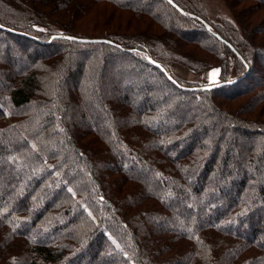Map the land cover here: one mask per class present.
Masks as SVG:
<instances>
[{"label": "trees", "instance_id": "trees-1", "mask_svg": "<svg viewBox=\"0 0 264 264\" xmlns=\"http://www.w3.org/2000/svg\"><path fill=\"white\" fill-rule=\"evenodd\" d=\"M172 1L185 13L158 0L164 20L153 0H0V264H264V180L218 189L230 163L216 156L234 143L214 156L209 138L181 147L199 125L184 118L186 97L200 112L211 103L216 128L222 119L232 130L248 125L257 137L241 143L235 168H264V0H231L241 4L235 22L221 27L202 18L197 0ZM123 19L138 32H122ZM6 40L14 46L3 57ZM15 56L30 62L24 72H15ZM150 59L237 78L201 90L168 71L196 87L187 91ZM70 77L78 79L71 92ZM153 77L158 89H129ZM163 87L172 92L154 102ZM216 98L241 107L232 113ZM96 102L109 110L105 127L90 119Z\"/></svg>", "mask_w": 264, "mask_h": 264}, {"label": "rangeland", "instance_id": "rangeland-1", "mask_svg": "<svg viewBox=\"0 0 264 264\" xmlns=\"http://www.w3.org/2000/svg\"><path fill=\"white\" fill-rule=\"evenodd\" d=\"M136 2L144 3V0H136ZM197 2H198V6H199V9H198L199 14L202 16V18L207 20L206 22H214V23L220 25V27H221V25L235 22V13L234 12L236 10H238L240 5H241L240 2L239 3H232L231 0H197ZM251 4H253V3H251ZM244 5H248V3L247 2L244 3L243 8L245 7ZM156 6L158 7L157 9L154 8ZM163 7L164 6L161 2L158 3V0H153V8L152 9H154L155 12H157L159 9H163ZM122 12H119V13H122ZM158 12L159 13L161 12L160 13L161 17L164 20L168 19L164 12H162L161 10H159ZM123 15L125 16L126 20H129V19L132 20L133 19V18H131L132 15L130 13L126 12ZM141 21L143 22V20H141ZM151 21L152 20L147 19V20H145V23H140V26H139L140 30H146V28L150 25ZM90 22L91 21L85 22V23L91 24ZM121 23H122V26H124V28L120 29L122 32L133 33V34L138 32L134 28L133 29L126 28V23H125L124 19L122 20ZM113 26H115V24H113ZM57 27H60V26H57ZM92 27L94 28L95 26H92ZM125 28L128 30H126ZM43 30L47 31L46 29H43ZM159 33L164 34V31L160 30ZM160 44H161V47L165 50V48H166L165 44L162 42ZM13 46H14V44L11 40H6L5 42L2 41L1 55L3 57H5L6 56L5 54L9 53L10 49L13 48ZM191 46L188 49L189 51H194L195 53L203 54V52L201 51L200 48H198L196 46L195 47L194 46L191 47ZM28 48H29L30 52L34 55L36 53H40V51H38V50L35 53V51H34L35 49H33L34 46H32V45H29ZM165 52H167V51H165ZM29 63L30 62L28 60H26L25 58L20 57V56H18V57L15 56L13 58L12 65L15 68L14 69L15 72L20 73L22 71L24 72L25 68L28 66ZM104 63L106 64L105 65L106 69H105V71L100 70V76L98 75L100 80L103 78V75H105L107 68H109L108 59L105 58ZM102 64H103V62H102ZM71 65H72V68H75L78 64L76 65L75 63H73ZM129 66H131V65H128V63H125L124 67L126 68V71L129 70ZM165 70L167 72L169 71V73L172 76L180 79L183 82L198 86L197 88H199L201 90H211V89H207V87L208 86H214L216 84H221L223 81H229V80L233 81L237 78L236 71L232 70L227 75V77H228L227 80H223V78H222L223 72L221 71V69L219 67H213V68H210V69H207L204 71L193 72V71H191V70H189L183 66H180V65L174 63V64H170L168 66V68ZM214 70H218V71H214ZM261 75L262 74H260V73L254 72V77H251V79H250L251 84L254 83L256 86H258L259 83H258V80L256 81V79L260 78ZM77 80H78L77 78H71L70 77V80H69V86H70L69 91L70 92L76 87ZM152 80H153V82H155L154 85H151ZM152 80H147L145 85H140V84L133 81L129 85V89H131V90L135 89V91H137L138 88L139 89L140 88H149V87H153V86H155V89H158V87H160L162 85L160 83V80H158L157 77H153ZM112 84H115V82L113 81ZM106 86L101 85L100 88H102V87L105 88ZM246 88H247V86L244 85V86L240 87L239 90H236L235 92L239 94V93H241V91L246 90ZM213 89H215V88H213ZM103 92H106V90H104ZM171 92H172L171 89H169L167 87H163L162 91L159 90V92L156 93V97L154 99V102H156V103L157 102L158 103L165 102V100H164L165 96L167 95V93H171ZM170 100H169V98H167L166 102L168 103V101H169L172 104L178 103V101L176 99H172L171 101ZM182 100H183L182 103L184 106V108H182L183 109L182 113L184 115V118L188 119V121H190V122H193L194 120L197 119L198 124H199L196 132H194L192 134L190 139L181 143L182 148L187 147L188 144L194 140L198 141L199 138L200 139L209 138L211 140H210V143L207 144V146L211 149L212 155L214 156V154L216 153L215 151H217L218 148L224 149L225 147L234 143V145H232L231 148H229V149L226 148V150H224L225 153H227L226 156H223L224 152L222 154H220L219 156H216L217 159H219V157L220 158H227L228 162L230 163V167L227 169V172L223 171L219 176L215 177V179H216L215 185L218 184V186H219L218 189L224 188L225 190H227L230 186H232L231 184L234 183V185H235V183H239L241 180H243L245 178L251 184H255L256 182L264 180V168L261 170L256 168L255 170H249V171L245 168L246 172L244 171L243 173L240 170H238L237 168H235L236 161L244 159V156H243L244 151H242L240 148L241 143L243 145H248L252 141V138L254 136L257 137V135H253V134L247 132V131H249L248 125L244 126V127L242 126L240 129H237V130H232V129H228L226 127L227 123L222 119V120H220V123L218 122V126L220 125V127H223L222 128L223 130H221L220 128H216V126L213 125L214 122L219 120L220 114L216 112L217 110L214 107H211L209 105L211 103L206 104V106L203 107V111L200 112L197 109L194 110V109L186 108V107H188L187 105L189 104V101H190L189 98L184 97V98H182ZM216 100H217V104H218L217 106L219 108H221V107L225 108V109L228 108V110H230L232 113H234V110L236 109V107H241V105L239 104V101L236 102L237 104H235V103L234 104H232V103L226 104L225 102L221 103L222 101H225L221 98H216ZM93 105L95 106L97 111L91 115L92 117L90 119H92V121L96 120L97 122H99L100 127H105L106 126V120L105 119L108 118V115L106 113H109V110L104 109L102 107H99V104H97V102H96V104H93ZM168 118H170V119H168L167 121H170L169 123H171V124H177L178 123L177 121H180L177 116H174V117L172 116V117H168ZM83 123H84V121H83ZM224 128H226L227 130L224 131ZM245 132H247V133L244 136L245 137L244 138L242 133L245 134ZM240 135H242V137H243L241 139L242 141L239 140V142H237ZM243 141H245V142H243ZM204 142H208V141H204ZM181 147L179 146L180 150L182 149ZM217 153L219 154V150L217 151ZM220 163L218 161V164H220ZM218 164H217V169H221V167H220L221 165H218ZM233 169H235L234 170L235 173H238V177H229L228 174ZM261 171H262V173H261Z\"/></svg>", "mask_w": 264, "mask_h": 264}, {"label": "water", "instance_id": "water-1", "mask_svg": "<svg viewBox=\"0 0 264 264\" xmlns=\"http://www.w3.org/2000/svg\"><path fill=\"white\" fill-rule=\"evenodd\" d=\"M169 2V0H167ZM173 7H175L177 10H179L181 13H185V11L183 9H181L179 6H177L172 0L171 2H169ZM8 30V29H7ZM56 38H61L60 35H54L51 39H56ZM72 39L71 40H75V41H78V42H82V43H109L107 40H104V39H92V40H89V39H83V38H74V37H71ZM150 62L157 68L161 69L165 74H167L169 80H171V82H173L175 85L179 86L181 89L183 90H187V91H194L196 88H188V87H182L181 85H179L176 80H174L173 77H171L170 75H168L167 71L165 70V68L160 65V63L156 62V61H153L152 59H150ZM224 85V83H221V84H216L214 86H208L207 89H213V88H217V87H220Z\"/></svg>", "mask_w": 264, "mask_h": 264}, {"label": "snow or ice", "instance_id": "snow-or-ice-1", "mask_svg": "<svg viewBox=\"0 0 264 264\" xmlns=\"http://www.w3.org/2000/svg\"><path fill=\"white\" fill-rule=\"evenodd\" d=\"M169 2H171V0H169ZM69 39H72L71 37H69ZM214 71H218V70H214Z\"/></svg>", "mask_w": 264, "mask_h": 264}]
</instances>
